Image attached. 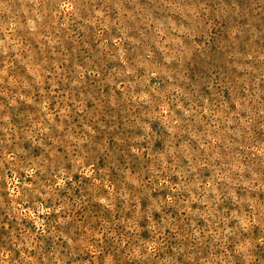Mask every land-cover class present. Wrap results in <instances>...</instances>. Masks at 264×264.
<instances>
[{
    "label": "clouds",
    "instance_id": "clouds-1",
    "mask_svg": "<svg viewBox=\"0 0 264 264\" xmlns=\"http://www.w3.org/2000/svg\"><path fill=\"white\" fill-rule=\"evenodd\" d=\"M0 184V264H264V0H0Z\"/></svg>",
    "mask_w": 264,
    "mask_h": 264
},
{
    "label": "rangeland",
    "instance_id": "rangeland-1",
    "mask_svg": "<svg viewBox=\"0 0 264 264\" xmlns=\"http://www.w3.org/2000/svg\"><path fill=\"white\" fill-rule=\"evenodd\" d=\"M29 110L28 106L21 105V107L17 110L18 119L17 123L23 125L24 123V115ZM20 147L23 149L24 153L27 157H35V154L39 151L35 147H33L30 142L24 141L20 144ZM8 196L7 192L3 190L2 184H0V244H3L6 241L8 236V232L2 227L5 223H7L9 229L17 228V218L12 216L9 218L8 215ZM47 223H54V219L47 218ZM19 225L23 229H27L29 227V222L21 219L19 221ZM67 230V229H66ZM45 248H50L56 245L57 242L51 240V238H47L43 241Z\"/></svg>",
    "mask_w": 264,
    "mask_h": 264
}]
</instances>
